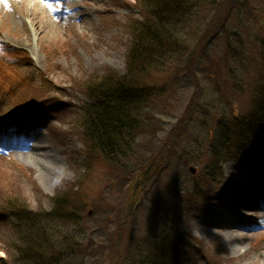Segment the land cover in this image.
I'll return each instance as SVG.
<instances>
[{"label": "rangeland", "instance_id": "1", "mask_svg": "<svg viewBox=\"0 0 264 264\" xmlns=\"http://www.w3.org/2000/svg\"><path fill=\"white\" fill-rule=\"evenodd\" d=\"M12 1L24 10L34 4ZM80 1L59 0L58 10L70 9L61 16L31 9L35 16L27 22L35 24L30 32L16 28L8 10L0 12V37L30 56L14 64L5 55L9 68L2 67L8 69V79L18 83L27 78L19 86L23 91L19 97L0 100V111L24 100L44 106L53 103L55 111L49 123L40 126L45 129L43 147L29 154L35 160L25 164L13 154L0 161V208L17 200L31 209L46 210L58 192L71 204L66 211L75 209L77 218L56 225L65 224L66 231L61 227L59 234L68 236L69 227L75 225L81 230L76 238L86 239L72 264H117L118 258V264H128L137 260L129 243L137 238L145 241L152 226L147 217L159 219L156 210H170L176 199L179 232L202 244L209 262L264 264L263 220H255L251 230L240 225L228 230L221 221L201 225L204 219H190L191 211L186 215L184 210L202 201L193 184H204L208 180L203 175L211 178L220 172L212 160L223 151V140H238L246 120L258 121L264 115V0H178L177 9L168 15L173 26L170 35L160 32L163 45L152 42L148 55L137 54L136 46L148 49L140 23L155 20L146 12V0H126L130 8L116 0H87V6ZM139 8L146 15L137 13ZM126 65L134 68L135 86L149 88L152 95L137 107L143 129L130 156L114 165L89 151L80 121L82 102L87 86L101 83L111 71L125 75ZM30 89L36 93L30 94ZM3 125L0 122V128ZM195 140L201 142L199 150ZM160 156L168 169L160 172L156 167L128 224L119 231L130 209L131 174ZM49 165L59 169L60 178L42 180L41 171ZM190 166L198 168L197 175L190 174ZM229 169H234L232 163L224 165V172ZM243 208L237 210L240 217L251 211ZM252 217L246 214V220ZM3 238L18 239L5 223L0 225V258L6 246Z\"/></svg>", "mask_w": 264, "mask_h": 264}, {"label": "trees", "instance_id": "2", "mask_svg": "<svg viewBox=\"0 0 264 264\" xmlns=\"http://www.w3.org/2000/svg\"><path fill=\"white\" fill-rule=\"evenodd\" d=\"M179 1L181 3V0ZM144 6L147 14L153 15L155 20L146 25V22L140 23L143 28L142 42H148V49L136 45L137 54L140 55H148L153 49L152 42H155L156 46L163 45L161 34L170 35L173 26L168 15H171L173 8L177 9L178 0H146ZM128 69L130 70V67ZM133 73L134 68L131 70V78L130 75L127 77L131 80L113 72L106 73L101 83L94 82L87 86L82 102L83 135L89 151H94L105 161L114 165L121 164V161H126L130 156L132 146L139 136L138 133L143 129L139 124L141 113L137 111V107L151 96L142 87L135 86L138 84L132 80ZM66 198L60 193L52 197L48 211L41 207L38 210L31 209L17 200L7 204L12 210V215L15 216L16 227L24 236L22 247L10 245L4 247L9 258L8 264H65L73 257L76 239L59 234L60 229L55 227L61 221L66 223L76 221L73 219L76 210L66 211L68 207ZM146 240L149 242V249L146 248V251L150 254L145 257L136 251L137 256L142 258V262L135 264H167L163 255L154 248L153 242L150 239Z\"/></svg>", "mask_w": 264, "mask_h": 264}, {"label": "bare ground", "instance_id": "3", "mask_svg": "<svg viewBox=\"0 0 264 264\" xmlns=\"http://www.w3.org/2000/svg\"><path fill=\"white\" fill-rule=\"evenodd\" d=\"M1 3L7 4V2H6L5 0H1V1H0V12L3 11V10H2L3 8H2V6H1ZM14 6H15V8H16L17 4H15ZM7 7H9V8L11 9L10 12L15 13V19L17 20V23H16V24H17L19 27H23L24 25H23V20H22V13H21V11H19L17 8L14 9V7L11 5V1L7 4ZM50 8H51V7H50ZM46 9H47V11L50 10V9L47 8V7H46ZM42 13L47 14V12H45V11H42ZM33 19H34V17H33ZM40 143H41V142L38 141V143L34 145V146H36V150L42 148ZM24 147H25V146H24ZM24 150L28 151L27 147L23 148V151H24ZM21 154H22V156L20 157V159H21L25 164H28L30 161L32 162L33 160H35V157L32 156L33 154H32V155H27L26 153H21ZM39 155H40V152H39ZM41 163H42V162H41ZM44 168H45L44 172L41 171V174H40V177L42 178V180H43V179H44V180H54V179L57 178V177L60 178V174H59L60 172H58V170H59L58 168L53 167V166H51V165H49V166H47V167L45 166ZM44 168H43V169H44ZM38 172L40 173V170H38ZM59 178H58V179H59ZM233 182H234V179L231 178V179H230V182H229L227 185H225L223 188H221V189L219 190L220 192H218V196H217V197H213V198H211V201H212L214 204H216L218 201H219V203H222V204H223L224 202H234V199L232 198V193L235 192V191H234V190H235V187H234ZM196 188L198 189V191H200V189H202L203 186L197 185ZM215 188H216V181L214 182L213 190H215ZM227 197H229V200L226 199ZM241 203H249L247 206H251V205H252V203H251L250 201H248V199H245V200L242 201ZM252 206H255V208H257L256 205H252ZM225 240H226V239H225Z\"/></svg>", "mask_w": 264, "mask_h": 264}]
</instances>
